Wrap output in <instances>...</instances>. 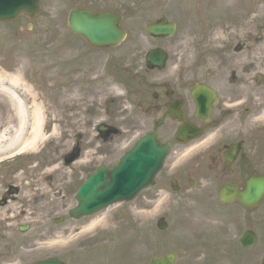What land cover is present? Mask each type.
I'll list each match as a JSON object with an SVG mask.
<instances>
[{
    "label": "rangeland",
    "instance_id": "obj_1",
    "mask_svg": "<svg viewBox=\"0 0 264 264\" xmlns=\"http://www.w3.org/2000/svg\"><path fill=\"white\" fill-rule=\"evenodd\" d=\"M74 1L42 0L44 10L35 21L22 20L15 25L0 24V66L9 67L15 72L20 70L27 74L39 73L37 76L29 75L27 78L30 84H37V88L43 91L44 101L48 108L46 111L49 120L48 132L55 122L53 118L60 116L65 118L62 123L57 122L61 126V140H54L51 137V143L46 145L44 153L39 157L42 169L37 173L33 171V175L30 173L32 170H29L30 185H45V188L34 190L35 194L44 195L42 204L34 206L31 188H22L18 200L12 204L10 209L1 211V214L7 215H11L10 212L13 211L12 220L16 222L12 223L10 228L14 232L20 224L31 220L23 218L22 210H29L28 217L37 218L39 217L37 211L42 206L45 223L42 228L31 230L28 237L40 238L43 228H45L44 232L50 235L57 231L70 233L68 227L62 230L46 229L49 226V220H52L51 218L58 213L57 209L60 211L63 206L71 203L72 208L76 205L73 194L71 202L70 191L67 189L72 188L73 192L76 189L75 186L81 182L78 180L81 175L76 174L75 167L65 165L63 156L70 150L73 144V134L78 131L77 128H83V122L90 124L93 122L91 114L95 106L91 96L99 98L116 90L113 82L108 83L103 79L101 62L109 60L108 69L113 67L120 71L122 66L123 71L132 72V74L144 72L142 60L138 62L134 60H138L142 52L144 51V55L150 48L151 43L143 36L146 23L160 17H168L178 22V33L165 44L172 55L169 71L176 67L174 71L177 69L182 73L191 65L194 68V77L199 79L203 77L216 85H228V76L231 73L227 68L228 64L225 63V59L229 58L225 56L226 49H229V54L235 58L237 55L233 53V49L242 41L248 44L249 52L237 56L239 66L246 63L245 59L248 55H255L259 52L264 54V0H155L151 6H146L143 13L127 17L124 25L129 31V38L122 48L110 53V56L121 54L125 60L123 64H116L109 58L103 59L105 54L91 51L83 44L81 46L72 44V34L69 33L66 25L67 15ZM112 5L115 4L109 0L98 3V6ZM225 5L227 7H224ZM205 10H207L206 13ZM215 14L219 15V19H216ZM208 15L207 20L205 18ZM24 30H33V33L22 35L20 31ZM10 37L12 38V54L8 51ZM257 40L260 41L256 43ZM136 51L141 53L136 56ZM229 65L233 68L234 63L230 62ZM142 81L147 88L146 80ZM86 84H90L91 89H88ZM256 86L259 89V83ZM257 87L252 86L249 92L262 95L264 89L257 90ZM6 98L0 95V107L8 111ZM90 98L93 104L86 107L87 111L78 108L79 104L89 103ZM73 102L75 104H72ZM71 110L72 116L69 114ZM231 125L223 126L222 128H225L219 134L223 136L225 144L233 142L230 128L233 126ZM253 126L252 123V129ZM215 133L217 134L218 131L213 132ZM257 139L260 141H256ZM222 146L223 144L217 149ZM213 152L209 150L203 153L204 158L200 161L201 164L190 173V177L194 180L193 188L188 183L177 193L170 188H153L140 195L132 209L124 206L123 210L126 211L124 216L133 220L134 225L136 223V234L129 249L127 245H121L124 242H120L124 240L120 234L121 230L107 228L102 231L106 236L102 239L104 243L99 245L95 251L88 253V257H92L95 264L107 263L106 255H112V258L117 261L116 264L120 258L125 264H150L151 257L176 253L178 254L177 264H197L199 259H204L201 255L204 252L205 257L212 258V254L213 259L217 261L226 256L237 255L240 264H251V260L256 263L261 256H264V206L249 215L239 205L222 208L218 204V180L213 168L217 156L211 157ZM243 154L242 161L248 165L250 163L247 173L257 171L264 174V136L251 139L245 146ZM56 165L62 166L61 172L53 171ZM42 172L43 174H40ZM71 173L73 177L70 176ZM230 174H234L232 178L235 175L237 178H244L246 175L243 170L240 173L236 166L225 175V178ZM12 175L15 176L16 172ZM47 176L54 177V179L45 180ZM48 185H53V188H48ZM58 188L67 191L66 198L53 196L52 191H57ZM34 212L35 214L32 215L31 213ZM163 215H166L169 220V228L166 232L157 230L153 225L154 219L158 220ZM40 222L38 220L33 226L36 227V224ZM81 225L83 224L77 223L72 226V237L76 236ZM216 225L219 226V235L223 242L243 228L245 230L253 227L260 235L261 243L244 255H241L239 248H233L232 245L230 249L223 248L220 238L218 243L199 249L204 230ZM115 235H118L117 239L114 238ZM6 238L4 240L0 237V264L22 261L30 255V251L43 246L41 245L43 241L33 242L32 239L25 241L20 238H13V240ZM126 239L130 240V238ZM72 263L86 264L85 261L79 262L75 259Z\"/></svg>",
    "mask_w": 264,
    "mask_h": 264
},
{
    "label": "flooded vegetation",
    "instance_id": "obj_2",
    "mask_svg": "<svg viewBox=\"0 0 264 264\" xmlns=\"http://www.w3.org/2000/svg\"><path fill=\"white\" fill-rule=\"evenodd\" d=\"M83 1H86V6L90 0ZM98 1L99 0H94L93 3L97 4ZM115 5L118 6L114 8L117 12L121 15L127 16L132 14L136 15L139 12L144 11L149 3L146 0H125L120 3L117 1ZM246 46L247 43L244 44L245 49L241 53L244 51L249 52V48ZM120 69L123 70V67L121 66ZM131 74L132 72H118L115 74V79L118 83L117 88L119 86L121 89H119L117 97L114 99L108 98L107 100H104L102 108L96 107L95 114L93 113L92 118L100 121H98V124H96L94 128L92 125L88 129V132H91V136L88 138L82 133L74 135V143L79 144L83 150L84 144H88V148L86 150L90 153V157L86 160L88 168L87 166L85 167V173L88 169H92L93 171L103 165L111 168L112 165L117 162L118 146L129 140L133 141L136 139V141H139L142 134H156L160 143L170 145L172 150L171 155L174 154L176 156L179 153L178 150L182 153L183 147L174 140V137L176 132L183 125L198 127L203 129L206 134H209L210 131L216 130L222 126L225 120L230 119L231 121L233 120L232 122L234 124H238L242 128L246 127L247 130L249 110H246V113L237 115L238 113L236 112H228L225 110L223 108L225 106L224 104L222 107L211 110L209 117L207 118L209 121L206 122L205 119L199 117L196 100L194 98L196 87L204 85L210 88V86L205 81L198 82L190 78L191 74H193L191 72L179 74L173 73L170 75L161 72H136L132 75ZM144 79L146 80L147 88H145V83L142 81ZM237 85L239 87H237ZM243 85L244 83L241 80L238 82L237 78L232 81L229 91L230 101L236 102L243 96L241 92L242 89H245V86ZM233 106H235V104L232 103V107ZM174 114H177L178 116L176 118H181L182 121L177 119L175 120L174 116L176 115ZM3 118L4 120H0V135H4L7 139H10L15 130H13L12 134H9L7 130L13 126H17L19 122L18 120H12V115L8 112L3 116ZM100 125H104L106 128H116L118 132L114 134L107 132L103 136L99 135L97 129ZM259 132L260 134H264V128ZM251 138L252 137L249 139L238 140L237 143L241 142L243 143V146H245L246 143L250 142ZM32 155L33 156L31 158L27 155H22L21 157L16 158L13 162H0V215H2L0 216V237H3L4 240L7 239L6 237H9L11 240H13V238H20L25 241L31 239L33 242L43 241V243H41L43 246L30 251L32 257L43 256L42 259H37L39 260L38 262L46 261L54 257L58 258V261L61 264H73V259L79 262L85 261L86 264H95V260H93L92 257H88V253L95 251L99 245H102L103 240L99 238L100 235L98 234L94 236L92 235L91 237L95 238L80 239L75 244L74 250L68 249V246H72L74 238L72 237V226L82 221L81 224L83 225L78 228L76 235L82 234L84 229L88 226L87 224L90 222V219L86 218L80 221L73 220L70 213L67 212L66 206H63L60 211L59 209L56 210L58 213H66V218L62 220L58 219L56 216L51 218L52 220H49V226L46 227V229L50 230L57 228V230H62L64 227H68L70 233L66 234L65 232L57 231L50 235L49 233L46 234L44 232L45 228H43L41 229L42 233L40 234V238L28 236L30 235L31 230H34V228L40 229L45 223L42 206L37 211V215L39 216L37 218L28 217L27 212L29 210H22L23 218L31 220L20 224L16 230L17 232H13L10 228V225L16 222L12 220L13 211L11 210V215L1 214V211H8L12 204L18 200L17 198L20 195L22 188H31L32 198H34V206L42 204L44 195L35 194L34 190H36L35 188H45V185H30L28 182L30 169L32 170L30 172L31 175H33V171L37 173L40 169H42L41 162L39 161V157L42 156L41 151L38 153L32 152ZM101 159H106L105 163H99ZM241 162L242 157H239L236 163V168L240 167ZM233 166H229L221 156H219L215 161L214 170L217 173L219 190L224 183H232L234 181L242 184L243 187L248 178L263 175L262 173L256 172L251 173L246 179H231L229 176L225 179V175L231 172V168ZM194 169L195 167L190 170L177 173L173 171V169H168V165H166V167L163 168L159 174V179L156 181L157 184L155 188H170L174 178L178 181L180 188H185L186 183H190L192 180L190 178V173ZM227 170L229 171L225 174V171ZM13 172H16L15 176L12 175ZM40 174H43V172ZM48 188H53V185H49ZM69 195H72V192L69 193ZM253 211L255 210L246 212L251 214ZM31 214L34 215L35 212ZM122 219V212H117L113 215L111 217L112 227L121 231H124L125 229L130 231L134 229L130 222L132 221L131 219L126 220V225H128L127 228H125L124 223L121 222ZM38 220L41 222L36 224V227L33 226V224ZM20 229L25 230V232H20ZM44 236L46 237L44 238ZM117 237L118 235L114 236V238ZM234 237L235 234L229 238ZM29 245L30 244H28V246ZM234 259L235 255H231L230 257L221 259L219 262L221 264H234ZM30 260L31 259L27 257L26 259L22 261L20 260L14 264L28 263ZM236 264H240V259H238Z\"/></svg>",
    "mask_w": 264,
    "mask_h": 264
},
{
    "label": "water",
    "instance_id": "obj_3",
    "mask_svg": "<svg viewBox=\"0 0 264 264\" xmlns=\"http://www.w3.org/2000/svg\"><path fill=\"white\" fill-rule=\"evenodd\" d=\"M39 11L40 0H0V21L3 22L15 20L22 14L34 17ZM87 19L88 21L82 26V35L93 45L109 46L116 45L122 41L124 34L120 31L117 32L114 27L119 23L118 19L116 20V18L111 16H103L98 19L88 16ZM69 27L72 30V12L70 14ZM172 34L173 32L170 29L165 28H160L152 33L155 37H169ZM156 147L157 145L150 151L141 148L134 157H126L123 165L112 173H106L103 170L92 175L78 194L81 206L75 215L92 214L110 203L133 199L144 189L143 187L151 182L155 171L158 170L162 163L165 153L163 149H161L159 155L153 153ZM230 154L234 160L236 148L233 147ZM127 168H130V170L128 171ZM126 172H128L127 176ZM224 188H230V186ZM247 188L248 193L242 196L241 201L247 206H255L264 197V179L250 180ZM233 199V197H224L222 201L228 202ZM101 201L104 203L100 204ZM160 227L164 229L166 225L161 223ZM153 264H174V256L154 261Z\"/></svg>",
    "mask_w": 264,
    "mask_h": 264
},
{
    "label": "bare ground",
    "instance_id": "obj_4",
    "mask_svg": "<svg viewBox=\"0 0 264 264\" xmlns=\"http://www.w3.org/2000/svg\"><path fill=\"white\" fill-rule=\"evenodd\" d=\"M13 72V73H12ZM28 83L25 82L21 71H11L0 66V95L10 98L11 111L17 117L19 124L9 128L7 132L13 136L10 139H6V136H0V152L3 150H8L13 145L16 144L18 138H20L21 133L25 130L26 127H32V133L28 141L26 150L38 149L44 147L47 143L50 142L52 137L54 140H61L60 128L61 126L58 123L65 121L63 116L53 118L55 125L48 131L46 111L48 110L46 103L38 104L35 103L33 107V116L29 119V112L25 107L22 99L17 96V91L23 90L28 92ZM6 98V99H7ZM72 104H75L74 102ZM69 114H72V110L69 111ZM72 116V115H71ZM264 117V115H263ZM8 136V134H7ZM59 141H57L58 143ZM51 143V142H50ZM8 148V149H7ZM61 165H58L54 168L57 172H61ZM53 170V171H54ZM94 223L90 226V229L94 227Z\"/></svg>",
    "mask_w": 264,
    "mask_h": 264
}]
</instances>
